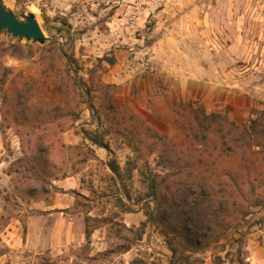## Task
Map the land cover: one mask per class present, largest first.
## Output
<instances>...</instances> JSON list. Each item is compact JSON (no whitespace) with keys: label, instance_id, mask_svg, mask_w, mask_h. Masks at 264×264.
Listing matches in <instances>:
<instances>
[{"label":"rangeland","instance_id":"rangeland-1","mask_svg":"<svg viewBox=\"0 0 264 264\" xmlns=\"http://www.w3.org/2000/svg\"><path fill=\"white\" fill-rule=\"evenodd\" d=\"M0 1L5 10L13 13L20 21H24L23 15L33 13L46 37L45 43L39 44L31 40H18L5 30L0 32V76H5V89L11 90V80L20 76L28 81L38 80L37 96L50 105L68 107L75 112H80L83 106L88 107L94 120L83 129L85 133L98 139L102 137V142L109 144L110 161H116L122 171L126 167L131 168L129 176L124 174L128 171L123 172L122 188L119 189L109 180L103 167L104 163L93 160L88 145L79 147V150L72 148L66 151L64 158L68 164L64 168L67 171H70V164L80 160L78 153H87L88 158L92 160L83 165L87 168L83 170V187L86 191L99 188L95 190L98 193L92 195L90 200L94 204L107 202L116 205L120 198L130 208L142 209L147 204L154 207L153 199L148 197L150 179L155 178L158 183L171 171V165H168L170 161L176 165L175 161L180 158L185 165L186 161H192L196 155V146L188 140L183 143V136H178L175 118L174 122L169 124L156 116L155 122L164 128L163 131L148 127L145 120L131 110L130 100L116 96V84H107L102 80L109 66L119 62L121 69L120 60L124 56L129 57L130 44H133L136 54H141L154 42V30L163 27L182 29L195 26L198 22L204 29H217L216 34L222 37V43L236 41L237 34L243 37V41L254 39L260 42L261 47L253 54L262 61L260 64L257 62L258 69L254 70L264 76V0ZM131 15L135 16L136 29L125 30L124 25L121 26L120 23ZM240 48L234 51V56H239L237 59L243 56ZM60 50L70 61L69 66L64 69L76 77L79 90L88 95V103H71L65 93H59L56 86L41 74V60L47 61L49 57L59 54ZM238 62L237 65L242 63ZM152 71L146 72L152 74ZM144 73L134 76H142ZM104 85H110L112 88H104ZM109 102L112 107H108ZM189 102L200 104L196 101ZM258 103L264 106V100ZM251 111L252 109L237 124L255 119L256 116ZM69 120L66 119V123ZM41 132L42 129L34 131L29 124L15 126L12 116L3 112L0 105V264L41 263L35 253L24 252L22 257L9 256L8 248L2 241L11 219L19 218L20 211L25 215V204L30 201L27 190L31 185L26 178L40 172L37 166L33 168L37 164L33 139ZM47 135L49 139L57 137L49 130ZM12 140L15 141L14 144ZM170 141L180 144L172 149ZM166 144L169 148L163 153ZM211 170L210 168L206 172L208 176L211 172L215 174ZM50 173L60 176L58 169L52 166ZM244 176L245 173H241L238 188L248 206L247 215L241 220L238 218L235 225L226 231L224 238L211 244L209 250L190 254L194 264H212L214 255L220 257L217 264H251V246L260 245L264 234V184L252 191L253 187L244 183ZM52 181L53 179L46 181L48 183L45 191L48 193H54L55 185ZM262 181L264 183V178L260 183ZM257 184L259 183L256 182L254 186ZM104 190H109L113 195L100 198ZM75 202L79 205L89 201L77 197ZM257 203L259 205H256ZM114 230L125 236L129 233L119 227ZM131 233L136 235L139 229L131 230ZM164 245L166 246L165 242Z\"/></svg>","mask_w":264,"mask_h":264},{"label":"crops","instance_id":"crops-1","mask_svg":"<svg viewBox=\"0 0 264 264\" xmlns=\"http://www.w3.org/2000/svg\"><path fill=\"white\" fill-rule=\"evenodd\" d=\"M154 33L155 40L149 45L153 51L152 74L145 71L142 76H125L118 62L109 66L102 77L105 83L116 84V96L130 100L131 110L148 127L163 131L155 122L156 116L170 124L175 118L173 106L189 101L200 103L209 112L225 111L235 123L242 121L250 109L264 111L258 103L264 100V76L254 70L262 59L253 54L261 47L260 42L243 41L237 34L236 41L222 43L217 29H204L198 22L182 29L163 27ZM130 45L128 55L134 52L133 44ZM239 48L243 51L241 59L234 56ZM125 58L120 60L121 64ZM238 61L242 63L237 65ZM93 120L90 109L83 106L78 117L63 126L59 139L66 151L88 145L93 160L103 162L109 174V144L103 142L108 149L95 144L83 130ZM80 154L77 155L82 158ZM81 158L65 176L53 179L54 193L45 191L29 197L25 215L20 211L19 218L11 219L2 240L9 256L35 253L53 259L54 264H169L171 252L157 229L146 223L141 234L131 233L146 221L141 209L122 211L113 203L90 201L99 188L86 191L83 187V170L87 169L83 165L92 160L83 162ZM76 194L89 200L86 216L105 219L88 238L84 233L85 214L75 202ZM115 227L129 233H116ZM249 259L251 264H264V234L260 245L251 246Z\"/></svg>","mask_w":264,"mask_h":264},{"label":"trees","instance_id":"trees-1","mask_svg":"<svg viewBox=\"0 0 264 264\" xmlns=\"http://www.w3.org/2000/svg\"><path fill=\"white\" fill-rule=\"evenodd\" d=\"M69 62L65 53L60 50L59 54L49 57L47 61L41 60V74L56 86L59 93H65L71 103H88V95L79 90L76 77L64 69L69 66ZM4 77L0 76V105L3 112L12 116L15 126L29 124L34 131L42 129L41 134L33 139L37 161L33 168L37 166L40 172L26 178L31 183L28 195L35 197L45 192L46 181L59 179L67 174L68 171L64 168L68 164L64 158L66 148L59 139V132L66 124V119L73 121L78 117V111L50 105L39 99L36 93L38 80L28 81L16 76L11 80V90H7ZM103 87L112 88L110 85ZM108 107H112L110 102ZM173 107L177 134L183 136V143L188 140L196 146V155L192 161H186L185 165L180 158L175 161L176 165L171 161L167 162L171 165V171L158 183L155 178L150 179L148 197L153 199L155 206L147 204L141 209L146 221L138 228V234L149 223L164 236L171 252L169 264H194L190 254L209 250L211 244L224 238L226 231L235 225L238 218L241 220L247 215L248 206L238 188L241 173H245L244 183L253 187L252 191L264 184L263 181L260 183L264 178V111L252 109L255 119L237 124L226 112H209L204 106L194 102L178 103ZM47 130L54 137L57 136L56 139H49ZM86 135L95 144L108 149V145L103 144L102 137L98 139ZM178 144L180 143L172 141L169 145L174 149ZM167 147L169 148L166 144L163 153L168 150ZM80 155L81 161L88 159L87 153ZM51 166L58 169L60 176L50 173ZM107 166L111 172L108 178L113 186L122 188V178L124 174L129 176L131 168L126 167L122 171L114 160L107 162ZM68 167L71 170L75 164ZM210 168L215 174L211 172L208 176L206 172ZM126 171L128 172L123 174ZM256 182L259 184L254 186ZM109 193V190H104L100 198L113 195ZM75 197L89 201L81 194H76ZM86 203H80L79 206L85 214L84 233L88 238L99 222L105 219L86 216ZM116 205L122 211H132L120 198ZM212 258V264H217L220 260L219 256L214 255ZM39 259L40 264H54V260L49 257L41 256Z\"/></svg>","mask_w":264,"mask_h":264},{"label":"water","instance_id":"water-1","mask_svg":"<svg viewBox=\"0 0 264 264\" xmlns=\"http://www.w3.org/2000/svg\"><path fill=\"white\" fill-rule=\"evenodd\" d=\"M24 21L18 20L13 13L5 10L0 1V32L6 31L12 37L44 44L46 37L33 13L23 15Z\"/></svg>","mask_w":264,"mask_h":264},{"label":"built area","instance_id":"built-area-1","mask_svg":"<svg viewBox=\"0 0 264 264\" xmlns=\"http://www.w3.org/2000/svg\"><path fill=\"white\" fill-rule=\"evenodd\" d=\"M135 16H127L124 18V21L120 23L121 26L124 25L125 30H134ZM133 52L132 55L125 58L121 64V72L125 76H133L134 74L152 71V60H153V51L150 46L146 47V51L141 54H136Z\"/></svg>","mask_w":264,"mask_h":264}]
</instances>
